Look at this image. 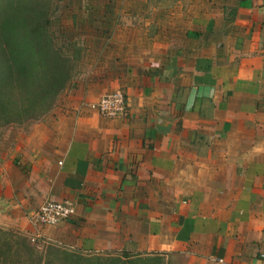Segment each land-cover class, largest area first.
Listing matches in <instances>:
<instances>
[{"label":"crops","instance_id":"crops-1","mask_svg":"<svg viewBox=\"0 0 264 264\" xmlns=\"http://www.w3.org/2000/svg\"><path fill=\"white\" fill-rule=\"evenodd\" d=\"M55 5L75 14L79 86L1 142L0 217L84 254L264 264V0ZM114 91L123 118L88 108ZM45 200L74 215L32 227Z\"/></svg>","mask_w":264,"mask_h":264},{"label":"trees","instance_id":"trees-1","mask_svg":"<svg viewBox=\"0 0 264 264\" xmlns=\"http://www.w3.org/2000/svg\"><path fill=\"white\" fill-rule=\"evenodd\" d=\"M18 6L4 10L5 17L22 13L21 18L29 19L37 14L31 6ZM23 23L17 28L8 22L0 25V126L34 123L52 111L79 61L77 48L73 56L64 54L70 42L49 35L47 22ZM0 236V264H163L156 256L141 260L138 254H84L49 246L40 253L18 234L0 231Z\"/></svg>","mask_w":264,"mask_h":264},{"label":"rangeland","instance_id":"rangeland-1","mask_svg":"<svg viewBox=\"0 0 264 264\" xmlns=\"http://www.w3.org/2000/svg\"><path fill=\"white\" fill-rule=\"evenodd\" d=\"M151 1L152 2H158L159 4L160 3L166 4V3H170L172 0H151ZM18 5H20L21 7L23 6L24 8L31 6L34 9H36L35 12L37 14H34V16H31L29 19H24V18L20 17V15L22 13L17 14L16 11H15L16 13H13L11 11V15L17 14L18 16L16 18H12V19H9L11 16L6 18L5 14L7 11H4V10H7V9L13 10L16 7H19ZM63 8H64V6L55 5V0L54 1H52V0H0V25L4 24L5 22H8L9 24H12V25H14V27L17 28L23 22L25 24H29V23L33 24V23L37 22V20L39 19V23L44 22V21L48 23L49 35L54 37L56 40L61 41V40H64L66 35H67L66 34L63 36V34H62V32L64 30H67V29H64V27L62 28L60 26L61 22L63 21V23H65V21L69 20L70 17L72 18V20L75 17L74 13L68 11L66 9V7H65V9H63ZM2 38L3 37L0 35V39H2ZM83 46L84 45H79V43H77V42L70 43V48L67 51H64V54L68 55V56H73V54H71V52H72L73 47H74V48H77L79 50V57H80L81 53H83V49H84ZM80 67H81V61L80 62L76 61L73 64L72 79L69 83V87L66 89L67 91L62 92L61 96L58 97L59 99L56 100L55 105L56 104L58 105V103H60L64 99L69 100L71 93H73V90H75V88L77 90V86H79V68ZM71 89H73V90H71ZM50 112H52V111H50ZM47 115H45L40 120H38L37 122H34V123L14 124V125H10L7 127L6 126H0V144L3 141V139H5V137L7 135H10L13 131H15L16 133H25L28 130V128L30 127V125L41 122ZM8 219H9L8 215L0 217V231L7 232V233H14V234H18V235L24 237L27 240V243L30 246L34 247L36 249V251H38L40 253L42 251V253H43L44 248L46 246H49V247L56 248L59 250L73 252V251H70L66 248H63V247L54 245L52 243H49L47 241H44L41 238H36V239L31 240L30 237L23 235L20 232H18L16 230V227H14V225L11 224V220H8ZM73 253H79V252L74 251ZM147 259L148 260L155 259V256H145V257L143 256L141 258V260H147Z\"/></svg>","mask_w":264,"mask_h":264},{"label":"built area","instance_id":"built-area-1","mask_svg":"<svg viewBox=\"0 0 264 264\" xmlns=\"http://www.w3.org/2000/svg\"><path fill=\"white\" fill-rule=\"evenodd\" d=\"M88 108L106 120L123 118L126 114L125 99L121 91L101 96L96 102L89 104ZM73 215L74 209L69 203L45 200L33 212L29 223L34 228L55 227ZM261 258L264 259V256Z\"/></svg>","mask_w":264,"mask_h":264},{"label":"water","instance_id":"water-1","mask_svg":"<svg viewBox=\"0 0 264 264\" xmlns=\"http://www.w3.org/2000/svg\"><path fill=\"white\" fill-rule=\"evenodd\" d=\"M3 210V207L2 206H0V212Z\"/></svg>","mask_w":264,"mask_h":264}]
</instances>
